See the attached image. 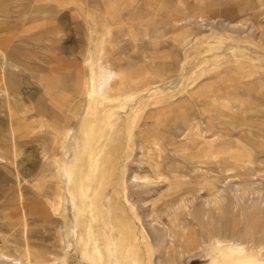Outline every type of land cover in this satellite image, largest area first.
I'll list each match as a JSON object with an SVG mask.
<instances>
[{"label":"rangeland","instance_id":"obj_1","mask_svg":"<svg viewBox=\"0 0 264 264\" xmlns=\"http://www.w3.org/2000/svg\"><path fill=\"white\" fill-rule=\"evenodd\" d=\"M0 264H264V0H0Z\"/></svg>","mask_w":264,"mask_h":264}]
</instances>
